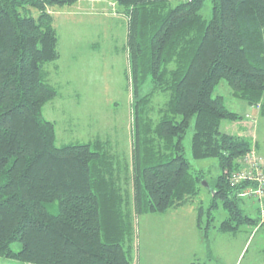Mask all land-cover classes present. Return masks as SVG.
I'll use <instances>...</instances> for the list:
<instances>
[{"label":"trees","instance_id":"trees-1","mask_svg":"<svg viewBox=\"0 0 264 264\" xmlns=\"http://www.w3.org/2000/svg\"><path fill=\"white\" fill-rule=\"evenodd\" d=\"M78 1L0 0V257L25 264H134V218L194 203L208 182L186 157L192 123V158L216 159L221 171L207 211L202 201L198 208L205 241L211 228L235 234L260 224V211L250 217L241 196L251 182L230 180L255 143L222 132L224 121L245 117L216 88L225 83L264 118V0H210V19L202 14L208 0H113L128 19L134 99L126 183L106 143L58 146L56 124L43 115L58 94L45 65L60 59L49 9ZM54 203L57 212L48 208ZM220 209L227 217L216 226Z\"/></svg>","mask_w":264,"mask_h":264},{"label":"rangeland","instance_id":"rangeland-1","mask_svg":"<svg viewBox=\"0 0 264 264\" xmlns=\"http://www.w3.org/2000/svg\"><path fill=\"white\" fill-rule=\"evenodd\" d=\"M49 11L54 17V26L59 36L60 59L45 65L48 82L56 88L58 94L44 106V118L56 124L58 146L83 144L96 139L106 143L122 176L121 182L126 183L133 148L134 101L127 48L128 19L118 11L113 0H81L72 6H54ZM202 14L206 19L211 18L210 0L206 1ZM31 15L38 17L39 12L31 9ZM151 87L149 81L144 92ZM230 92L225 83L216 88V94L223 96L228 108L244 115V121L251 123V133L255 137L259 135L261 151L264 153V118L257 110H251L250 116L254 119L248 120L250 118H246L243 109L247 108V104L235 99ZM160 101L161 98L155 99L156 103ZM238 123L224 121L221 130L240 135ZM193 133L192 123L183 142L186 157L193 170L203 171L208 181L207 185L203 184L202 193L194 203L185 205L196 208L198 220L200 202H203L207 211L213 195L211 188H214L221 171L216 159L192 158ZM255 137L254 141L252 139L254 143ZM57 207V203L48 205L51 212H57ZM244 209L250 217L256 218L253 205L244 203ZM172 213L145 214L134 218V241L130 255L134 264H182L187 259L185 254L195 247L187 241L192 217L187 208L176 215ZM215 217V224L219 226L227 213L220 209L215 212ZM203 222L205 227L206 222ZM215 229L208 231L209 241ZM200 231L203 236L204 230ZM12 248L19 252L22 245L15 243ZM200 259H196V264ZM0 264L25 263L0 257Z\"/></svg>","mask_w":264,"mask_h":264},{"label":"crops","instance_id":"crops-1","mask_svg":"<svg viewBox=\"0 0 264 264\" xmlns=\"http://www.w3.org/2000/svg\"><path fill=\"white\" fill-rule=\"evenodd\" d=\"M244 106V105H243ZM243 108L245 109V115H252L251 110H257L260 115V110L257 108ZM253 117V116H252ZM254 118L250 119L253 120ZM249 120V119H248ZM240 128V135L245 137H251L254 140L255 135L251 133V123L246 121H241L238 123ZM255 141V151L258 156L264 160V153L261 151L260 137L257 135ZM245 202L248 206L253 205V209L256 212V217L259 218L258 204L255 203L253 199H249L247 196ZM253 202V203H252ZM187 208V212L190 214L192 219H190L189 224L191 230L187 232L190 242L194 249L187 251V259L182 258L184 261L182 264H196V259H200L198 264H264V222H261L255 227H245L242 228L235 234L222 233L215 229L214 233L210 236V241H205L202 233L197 225V210L195 207H181L179 209L168 211L173 212V215L180 212L181 210ZM164 213V214H167ZM180 235L182 231L178 229Z\"/></svg>","mask_w":264,"mask_h":264},{"label":"built area","instance_id":"built-area-1","mask_svg":"<svg viewBox=\"0 0 264 264\" xmlns=\"http://www.w3.org/2000/svg\"><path fill=\"white\" fill-rule=\"evenodd\" d=\"M191 1V0H182ZM245 168L231 175V181L235 184L250 183L252 186L244 191V196L258 201L260 219L264 222V160L256 154L255 150L244 160Z\"/></svg>","mask_w":264,"mask_h":264},{"label":"bare ground","instance_id":"bare-ground-1","mask_svg":"<svg viewBox=\"0 0 264 264\" xmlns=\"http://www.w3.org/2000/svg\"><path fill=\"white\" fill-rule=\"evenodd\" d=\"M248 156H249V155H248ZM246 157H247V156H246ZM244 160H245V158L242 160V166L245 168Z\"/></svg>","mask_w":264,"mask_h":264},{"label":"water","instance_id":"water-1","mask_svg":"<svg viewBox=\"0 0 264 264\" xmlns=\"http://www.w3.org/2000/svg\"><path fill=\"white\" fill-rule=\"evenodd\" d=\"M203 184L207 185L206 181H204Z\"/></svg>","mask_w":264,"mask_h":264}]
</instances>
